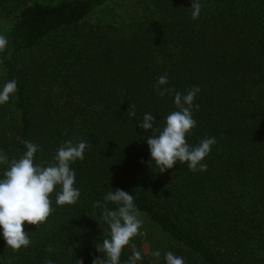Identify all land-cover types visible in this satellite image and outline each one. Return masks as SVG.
<instances>
[{"label":"trees","instance_id":"obj_1","mask_svg":"<svg viewBox=\"0 0 264 264\" xmlns=\"http://www.w3.org/2000/svg\"><path fill=\"white\" fill-rule=\"evenodd\" d=\"M112 0H0V90L11 80L17 92L0 105V153L19 159L24 141L39 146L34 163H55L67 140L88 142L83 160L70 165L77 203L58 206L36 227L24 223L30 246L14 252L0 230V264H92L95 245L110 239L101 219L109 191L134 196L146 232L143 240L161 256L171 251L185 264H264V0H137L126 16L100 15ZM167 73L171 89L155 87ZM198 86L196 126L186 137L197 146L215 137L203 163L159 172L139 127L151 113L161 130L178 111L176 92ZM135 106V116L128 114ZM195 105H199L198 108ZM8 165L0 164V179ZM155 238L149 240V234ZM147 233V234H145ZM134 249L126 246L120 264Z\"/></svg>","mask_w":264,"mask_h":264},{"label":"clouds","instance_id":"obj_2","mask_svg":"<svg viewBox=\"0 0 264 264\" xmlns=\"http://www.w3.org/2000/svg\"><path fill=\"white\" fill-rule=\"evenodd\" d=\"M191 18H199L202 5L199 0H193L191 4ZM8 40L5 35H0V52L7 48ZM2 63V61H0ZM168 83L167 73L158 77L156 89L158 95L163 97L172 90L160 86ZM17 81H7L0 90V105L9 101L10 95L17 92ZM200 91L198 86L190 89L187 94L176 92L174 104L178 111L171 112L166 117V125L161 130L154 127L156 120L151 113H145L139 127L144 131L152 130L153 135L147 138L151 160L155 161L160 173L172 169L177 163H186L190 171H206L207 165L203 163L212 146L217 142L215 137L204 138L197 146L187 143V135L196 126L192 111L194 100ZM196 108L199 105H195ZM130 117L135 116V106L128 110ZM26 152L19 159L8 160L7 156L0 153V164L8 165L0 179V230H2L6 245L14 252L22 247L27 248L31 240L24 230V223L39 227L44 224L54 212L51 206L50 195L56 186L61 190L56 195L58 206L73 205L78 202L80 191L74 187L75 172L70 167L77 160H83L84 152L89 147L88 142L80 140L64 141L57 149L53 160L55 163L47 166L42 163H34L35 154L39 146L31 141H24ZM105 202L117 205L116 209H109L107 204L99 201L93 206L103 208L101 219L108 223L110 239H104L103 243L95 245L97 252L103 253V258H93L92 264H120L123 249L130 246L134 249L127 264H137L142 260L140 251L135 250L132 243L134 237L139 235L143 221L139 219V211L134 203V196L124 190L115 189L104 196ZM158 261L161 252H151ZM166 264H185L184 258L175 255L171 251L164 254ZM46 264H53L51 260ZM76 264H83V259L76 260Z\"/></svg>","mask_w":264,"mask_h":264},{"label":"rangeland","instance_id":"obj_3","mask_svg":"<svg viewBox=\"0 0 264 264\" xmlns=\"http://www.w3.org/2000/svg\"><path fill=\"white\" fill-rule=\"evenodd\" d=\"M137 0H112L108 6L100 12V15H109L111 18H119L118 16H126L129 12L135 7V3ZM140 229H143L142 232H146L144 228L141 226ZM147 234V233H145ZM149 236V240H153L155 238V234L149 232L147 234ZM150 242V241H149ZM149 242L147 241V236L143 240V248L142 252L146 255L147 264H157L156 258L151 255L153 252L152 247L150 246Z\"/></svg>","mask_w":264,"mask_h":264}]
</instances>
